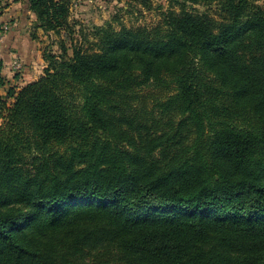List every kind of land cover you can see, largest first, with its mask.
<instances>
[{
	"label": "trees",
	"instance_id": "16d2710c",
	"mask_svg": "<svg viewBox=\"0 0 264 264\" xmlns=\"http://www.w3.org/2000/svg\"><path fill=\"white\" fill-rule=\"evenodd\" d=\"M12 1L62 38L0 96V264H264V0H169L93 54L72 0Z\"/></svg>",
	"mask_w": 264,
	"mask_h": 264
},
{
	"label": "rangeland",
	"instance_id": "374dc122",
	"mask_svg": "<svg viewBox=\"0 0 264 264\" xmlns=\"http://www.w3.org/2000/svg\"><path fill=\"white\" fill-rule=\"evenodd\" d=\"M163 1L164 5L160 8L159 0L142 2L139 0H72L70 20L74 23L75 34L72 33L73 37L68 38L67 45L75 43L88 54L101 52V42L97 37L98 30L103 32L109 28L119 30L122 26L134 28L144 25L153 26L161 21L163 8L169 6V0ZM13 4L12 0H6L0 9V28L4 24H8L9 27L5 33V39L0 41V54L6 60L9 58L5 68L7 85L0 88V96L3 97L6 96L8 87L17 85L20 88L28 82L39 79L51 63L49 53L61 52L62 37L54 32L46 33L37 26V16L29 9L28 2H18L15 7ZM195 9L216 15L215 6L211 9L207 5H196ZM11 26L16 28L17 33L13 38L16 44L9 42L6 37L10 33ZM19 36L20 39H18ZM69 52L71 53L72 50L70 49ZM17 59L21 63L19 68H16L13 63ZM170 91L167 88H146L141 91L137 106L140 111L150 112L151 118L165 120L174 113H162L157 104L165 99ZM0 123H3L1 116ZM155 125L158 126L157 122Z\"/></svg>",
	"mask_w": 264,
	"mask_h": 264
},
{
	"label": "crops",
	"instance_id": "0c3cea01",
	"mask_svg": "<svg viewBox=\"0 0 264 264\" xmlns=\"http://www.w3.org/2000/svg\"><path fill=\"white\" fill-rule=\"evenodd\" d=\"M17 3H18V2H14L13 7H15V6L17 5ZM11 7H12V6H11ZM18 15H19V14H18ZM15 30H16L15 26H11V28H10V33L6 35V37H8L7 40H8L9 42H12L13 44H16V42L13 41V38L16 36V33H17ZM18 39H20V36H19ZM0 56L3 57L2 54H0ZM4 60H5V68H6V66H7V62H8V60H9V58H8V60H6L5 57H4ZM5 68H4V74L6 75V70H5ZM6 85H7V84H6Z\"/></svg>",
	"mask_w": 264,
	"mask_h": 264
},
{
	"label": "built area",
	"instance_id": "2783aa9c",
	"mask_svg": "<svg viewBox=\"0 0 264 264\" xmlns=\"http://www.w3.org/2000/svg\"><path fill=\"white\" fill-rule=\"evenodd\" d=\"M9 30L8 24H4L1 26L0 28V41L2 42L5 39V33ZM14 66L16 68H19L21 66V63L17 60H15L14 62Z\"/></svg>",
	"mask_w": 264,
	"mask_h": 264
}]
</instances>
